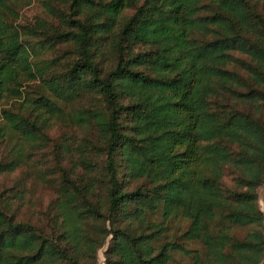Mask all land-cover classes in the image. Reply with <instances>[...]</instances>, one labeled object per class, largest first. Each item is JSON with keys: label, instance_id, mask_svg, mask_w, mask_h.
I'll use <instances>...</instances> for the list:
<instances>
[{"label": "trees", "instance_id": "16d2710c", "mask_svg": "<svg viewBox=\"0 0 264 264\" xmlns=\"http://www.w3.org/2000/svg\"><path fill=\"white\" fill-rule=\"evenodd\" d=\"M29 2L0 0V135L49 140L60 181L49 229L0 191V264H264V0H46L22 31Z\"/></svg>", "mask_w": 264, "mask_h": 264}, {"label": "rangeland", "instance_id": "374dc122", "mask_svg": "<svg viewBox=\"0 0 264 264\" xmlns=\"http://www.w3.org/2000/svg\"><path fill=\"white\" fill-rule=\"evenodd\" d=\"M46 0H30L29 4L20 8L18 18L13 21L16 26H20V30L25 27H30L35 24L37 20H44L48 18L47 11L44 7ZM23 31V30H22ZM60 48V49H59ZM67 51V47H60L51 49L49 51H41L40 58L43 59H56L61 54V51ZM64 65L58 67L63 70ZM42 85L41 82L32 83L25 90L35 94L38 86ZM20 99L3 100L0 103V111L8 109L12 106L21 104ZM3 119L0 118V128L3 126ZM59 124L54 125L51 130H46L45 134L50 136L51 139L60 135L63 130ZM44 138V136L42 137ZM46 143V145L44 144ZM38 145H28L16 139L14 136L10 141L7 137L0 135V160L8 161V155H17L18 150L22 149V161L17 169L12 173H8L0 178V191L6 189L10 195L9 189L13 190L20 188L23 192L24 201L23 206H18L19 218L31 220L37 225L47 228L49 226V209L55 198V189L58 187V168H56L55 157L52 155V143L47 140L46 142H38ZM231 176H225L224 183L229 187L233 184L230 181ZM135 187L132 184L130 188ZM258 200L257 207L263 214L262 231L264 233V188L261 187L257 191ZM21 195V194H20ZM51 214V213H50ZM184 222L173 221L171 223L170 236L178 235V230L185 228ZM251 226H233L232 233L238 239H243L250 231ZM109 238L106 240L108 241ZM108 242L100 248L96 253V264H105L104 252L107 249ZM191 248H197L196 244H190ZM190 260L180 254H174L173 260L169 264H189Z\"/></svg>", "mask_w": 264, "mask_h": 264}]
</instances>
